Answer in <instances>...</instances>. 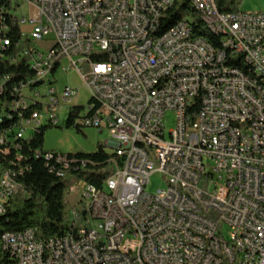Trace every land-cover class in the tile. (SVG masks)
Instances as JSON below:
<instances>
[{
	"label": "built area",
	"instance_id": "1",
	"mask_svg": "<svg viewBox=\"0 0 264 264\" xmlns=\"http://www.w3.org/2000/svg\"><path fill=\"white\" fill-rule=\"evenodd\" d=\"M8 2L20 27L28 26L21 29L32 42L24 55L41 86L22 84L9 109H24V102L40 109L30 123L0 134L2 152L27 139L37 121L59 122L60 102L77 94L69 86L59 92L53 87V69L62 60L89 93L85 106L68 108L71 126L107 131L113 144L112 172L102 186H72L85 204L70 211L65 234L50 238L48 264H264V150H256V142H264V92H244L249 74L197 35L187 16L170 19L176 0ZM190 2L223 26L238 59L252 53L264 77V11L222 13L214 0ZM22 6L26 15L17 14ZM155 14H165V22L156 23ZM43 39L54 44L41 50L34 42ZM8 44L0 36V47ZM45 69H52V77H45ZM226 69L238 70V81L222 78ZM154 75H164V82H154ZM199 82L214 86V94L199 91ZM194 99L199 109L191 116ZM210 109L225 110V117H210ZM167 110L176 124L166 136ZM200 139H208V146H200ZM43 156L59 176L75 162L54 151ZM21 172L1 174L0 214ZM154 173L166 187L149 192ZM228 218H237V225L228 226ZM31 231L1 234L6 257L0 264H39ZM82 238H90V245H82Z\"/></svg>",
	"mask_w": 264,
	"mask_h": 264
},
{
	"label": "trees",
	"instance_id": "2",
	"mask_svg": "<svg viewBox=\"0 0 264 264\" xmlns=\"http://www.w3.org/2000/svg\"><path fill=\"white\" fill-rule=\"evenodd\" d=\"M214 1L222 13L241 10L242 0ZM186 10L195 15L193 8L186 5L170 8V19L173 21L180 19L188 12ZM195 21L197 24L194 32L213 43L214 35L202 28L198 19ZM0 36L9 41L8 45L0 47L1 134L13 131L19 127L21 121L30 122L32 112L40 109L36 105H31V102H24V109L13 111L9 107L18 98L23 83L28 80V86H40L41 79L33 78L34 71L29 67L28 59L24 55L32 42L22 36L17 16L8 0H0ZM237 63L240 68L244 67L240 62ZM56 69L57 67L53 69L54 73ZM80 108L81 106H72L71 110L76 111ZM198 109V99L192 100L189 109L191 116H194ZM71 116L72 114H68L66 127L71 126ZM47 127L49 125H35L33 133L27 139L17 140L15 142L17 147H12L9 153H3L0 146V176L5 171H22L21 174L16 173L15 187L9 205L0 214V237L4 232H19L28 228L35 229L38 239H49L65 234L70 227L68 214L65 211V194L79 182L100 188L112 172L111 154L101 144H98L94 152L67 154L74 158L75 162L65 169L62 175H57L55 171L50 172L47 160L43 156L47 152L43 150ZM5 257L0 242V261Z\"/></svg>",
	"mask_w": 264,
	"mask_h": 264
},
{
	"label": "rangeland",
	"instance_id": "3",
	"mask_svg": "<svg viewBox=\"0 0 264 264\" xmlns=\"http://www.w3.org/2000/svg\"><path fill=\"white\" fill-rule=\"evenodd\" d=\"M240 9L245 12H263L264 11V0H242ZM26 7L22 6L17 14H25L26 15ZM22 31H27L28 26H21ZM54 42L51 39H43L39 41H35L34 45L41 49L46 50L51 47ZM67 61L62 60L61 65L57 69L55 76L53 87L59 92L65 86H69L77 91V94L69 101V102H60V106L58 108V118L59 122L57 126L47 127L44 133V141H43V150L44 151H54L63 154H74L78 152L90 153L94 152L98 146V144L103 145V143L107 140H110L108 132L104 131L99 133L96 128L92 127H79L76 128L74 126H65V122L68 117V108L70 106H85L88 99L89 93L80 79L78 73L74 69H66ZM49 77H52L50 74ZM41 86V85H40ZM44 91V89L42 90ZM84 114V110L81 111L80 116ZM38 125L46 124L45 121H37ZM30 123V122H29ZM163 124L165 127V134L167 136L168 132L175 127L176 117L172 110H167L163 117ZM37 125V124H35ZM34 127V125H33ZM30 131H27L28 135ZM104 147V146H103ZM104 149L109 153L112 151L109 147H104ZM80 184H84L83 182H79ZM79 183L75 185H79ZM166 187L165 178L159 174L154 173L151 175L149 182L146 186V190L149 192H154L158 188ZM65 211L68 214L72 209H81V207L85 204V201L82 197L79 196L78 192L74 189H70L65 194Z\"/></svg>",
	"mask_w": 264,
	"mask_h": 264
},
{
	"label": "bare ground",
	"instance_id": "4",
	"mask_svg": "<svg viewBox=\"0 0 264 264\" xmlns=\"http://www.w3.org/2000/svg\"><path fill=\"white\" fill-rule=\"evenodd\" d=\"M153 2H160V0H152ZM176 5L178 8L183 6H190L194 10V14L188 11L184 16L178 20L187 19L192 20L196 23L198 19L201 23L202 28L206 29L209 33L213 34L214 47L218 51H221L227 55V61L232 66H238L237 62L244 65L243 68H240V71L247 72L249 74L251 82L244 83V92L246 93H255L256 87L261 89L264 92V77L262 76V71H260L259 64L257 62H252V53L243 52V60L238 59L235 54H237V47H234V44H231L227 37L223 36V26L216 25L212 23V20H209V16L205 13L204 8L196 2H190V0H176ZM155 22L163 23L165 22V14H155ZM92 60H99V53H92ZM50 76V69H45V77ZM222 78L231 79V81H238V70L235 69H226L222 70ZM41 79V78H40ZM154 82H164V75H154ZM199 91L203 92L206 95L214 94V86L206 84V82H199ZM210 117H225V110L221 109H210ZM240 118H247V111H240ZM29 121L25 122L28 123ZM39 122H36L38 124ZM58 122H54V125H57ZM200 146H208V139H200ZM256 150H264V142H256ZM237 225V218H228V226ZM30 242H35L34 244V257L39 264H48V255H47V246L49 239H38L36 237L35 231L30 232ZM82 245H90V238H82Z\"/></svg>",
	"mask_w": 264,
	"mask_h": 264
},
{
	"label": "crops",
	"instance_id": "5",
	"mask_svg": "<svg viewBox=\"0 0 264 264\" xmlns=\"http://www.w3.org/2000/svg\"><path fill=\"white\" fill-rule=\"evenodd\" d=\"M57 71V70H56ZM56 73V72H55ZM29 123V122H28ZM36 124V123H35ZM35 126V125H34ZM100 133V132H99ZM103 146L104 147H109V148H111V149H113V144L109 141V140H107V141H105L104 143H103Z\"/></svg>",
	"mask_w": 264,
	"mask_h": 264
}]
</instances>
